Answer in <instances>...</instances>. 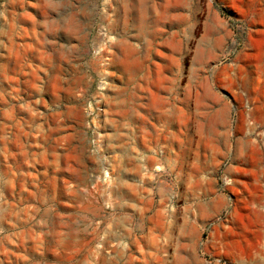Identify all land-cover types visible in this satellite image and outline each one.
I'll return each instance as SVG.
<instances>
[{"label":"rangeland","instance_id":"1","mask_svg":"<svg viewBox=\"0 0 264 264\" xmlns=\"http://www.w3.org/2000/svg\"><path fill=\"white\" fill-rule=\"evenodd\" d=\"M141 21L129 92L153 118L182 104L190 133L189 186L155 195L137 264H264V0H0V264H103L118 139H143L140 42L113 25Z\"/></svg>","mask_w":264,"mask_h":264},{"label":"crops","instance_id":"2","mask_svg":"<svg viewBox=\"0 0 264 264\" xmlns=\"http://www.w3.org/2000/svg\"><path fill=\"white\" fill-rule=\"evenodd\" d=\"M165 106H169L168 112L156 118L150 114L148 121L154 122L156 127V141L151 142L149 123L142 127L140 136L143 139H138V130L134 129L132 145H129L126 134L118 139L123 151L118 156L116 187L108 186L106 190L107 202L115 212L102 234L103 248L99 253L103 256V264H137V246H142L146 252L150 249L149 208L156 202L155 195L160 194L171 205L178 200L172 198L175 189L185 190L189 186V173L186 167L183 168L190 133L187 119L183 117L186 113L182 111V104L168 103ZM136 122L132 118L134 127ZM152 147L156 155L150 153ZM202 178L198 177L195 183H201ZM138 222L143 227L140 236L136 231Z\"/></svg>","mask_w":264,"mask_h":264},{"label":"bare ground","instance_id":"3","mask_svg":"<svg viewBox=\"0 0 264 264\" xmlns=\"http://www.w3.org/2000/svg\"><path fill=\"white\" fill-rule=\"evenodd\" d=\"M117 19H119V16L117 17ZM119 22H121V21L119 20ZM128 22H130V19L126 20L124 24H127ZM49 27H50V25H49ZM49 27L47 26L46 28L48 29ZM52 27L55 28L56 25H52ZM61 29H62V25H58L55 28L56 33L61 31ZM113 30H121V31L125 32V36H127V38L124 40L125 43H130L132 40H139V42H140V47H135L134 50H132V53L134 55V59H133L134 66L136 68L138 67V70H136V68H134V73L131 75L130 78H128L126 80L128 82L125 83L126 87H123V90L127 91V95L126 94L124 95L123 102L126 105V107L129 108L131 111H133V112L137 111V114H138V116L140 115V117L139 118L137 117L136 121L141 124V127H143V126L146 127L148 124V121L150 119V116H151L150 115L151 114L150 113V111H151V108H150L151 100L149 99L150 102L149 101L145 102L147 100V98H145V97L142 98L141 96L143 94L141 96L139 95L140 98H137L138 96L136 97L135 94L132 95L129 91H131L134 88V87L132 88L133 84H136V85L138 84V81H146L144 75H143L144 78L142 77V79H141L142 75L140 76V74L145 72L146 70L148 71V68H149V65H147V61L149 60L148 51L150 50V47H151L152 42L154 40V39H152V36H151L150 27H149V25H146L143 21H141V25H113ZM47 66H49V65H47ZM82 77H84V76H82ZM147 77H149V76H147ZM44 80H45V77H44ZM141 92H143V91H141ZM144 94H145V92H144ZM2 206H3V203L0 205V222H2V219L4 220L9 214L8 211L2 209L3 208ZM4 238H6V239H3V238L0 239V244L1 243H4V244L7 243L8 244L9 239H7V237H4Z\"/></svg>","mask_w":264,"mask_h":264}]
</instances>
